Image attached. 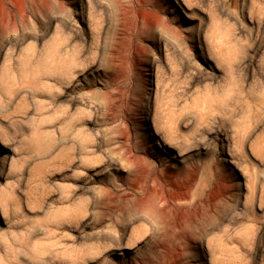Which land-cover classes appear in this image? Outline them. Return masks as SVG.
Wrapping results in <instances>:
<instances>
[{"label": "rangeland", "instance_id": "rangeland-1", "mask_svg": "<svg viewBox=\"0 0 264 264\" xmlns=\"http://www.w3.org/2000/svg\"><path fill=\"white\" fill-rule=\"evenodd\" d=\"M0 264H264V0H0Z\"/></svg>", "mask_w": 264, "mask_h": 264}, {"label": "bare ground", "instance_id": "bare-ground-1", "mask_svg": "<svg viewBox=\"0 0 264 264\" xmlns=\"http://www.w3.org/2000/svg\"><path fill=\"white\" fill-rule=\"evenodd\" d=\"M54 62H55L54 59H51V60H50V63H54ZM66 161H67V160H66ZM63 162H65V161H63ZM62 165H64V164H62ZM70 220H72V218H71ZM66 227H67V226H66ZM71 249H72V251H73V247H72ZM73 255H74V254H73ZM73 255H72V256H73ZM74 256H75V255H74ZM73 258H74V257H73ZM71 259H72V258H71ZM75 261H76V260H75ZM73 262H74V261H73Z\"/></svg>", "mask_w": 264, "mask_h": 264}]
</instances>
